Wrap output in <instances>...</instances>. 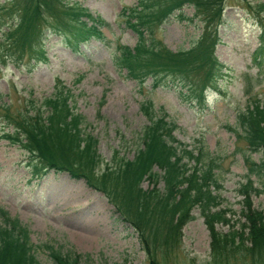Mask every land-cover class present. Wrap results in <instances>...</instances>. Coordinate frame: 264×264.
<instances>
[{
  "label": "trees",
  "instance_id": "16d2710c",
  "mask_svg": "<svg viewBox=\"0 0 264 264\" xmlns=\"http://www.w3.org/2000/svg\"><path fill=\"white\" fill-rule=\"evenodd\" d=\"M225 0H137L122 6L124 24L136 34L131 47L116 44L114 60L126 76L151 87H173L188 102H205L207 88L218 85L225 65L215 55L219 26L223 23ZM259 28L258 45L252 53L253 65L261 70L264 62V2H245ZM193 8L192 16L183 13ZM175 12L179 19L201 22L202 31L186 49L171 50L155 36V30ZM8 18V19H7ZM7 19V21H5ZM99 14L70 0H8L0 5V62L36 63L47 61L46 36L57 34L73 52L91 38L107 42ZM247 105L237 114V127L251 152L264 156V100L246 88ZM104 96V94H103ZM73 93L60 80L51 95L41 100L26 99L22 109L12 112L0 103V116L12 132L0 139L17 144L27 153L26 166L31 178L48 171L65 172L104 194L123 221L137 232L150 264H166V258L181 243L182 229L199 214L208 229L211 264H264V209L253 206L252 196L264 193L251 178L264 174V157L256 162L244 155L247 173L237 188L241 218L231 222L229 210L217 192L222 184L215 174L218 164L202 141L190 148L174 135L175 121L162 107L149 99L140 103L147 118L140 131L141 146L132 158L115 150L105 161L97 150L98 139L86 130V118L75 111ZM103 103V100L100 102ZM148 181L149 186L143 187ZM161 184V185H160ZM0 264H38L29 243V230L18 218L0 208ZM218 224L229 226L227 231ZM237 225V226H236ZM55 264H90L82 255L62 253L45 244ZM160 254V258H157ZM88 260V256L85 257Z\"/></svg>",
  "mask_w": 264,
  "mask_h": 264
},
{
  "label": "rangeland",
  "instance_id": "374dc122",
  "mask_svg": "<svg viewBox=\"0 0 264 264\" xmlns=\"http://www.w3.org/2000/svg\"><path fill=\"white\" fill-rule=\"evenodd\" d=\"M7 1L0 0V5ZM70 1L107 21L101 27L107 42L91 38L78 52H73L57 34L47 33V61L0 62V103H8L14 113L23 108L28 98L41 100L51 95L55 81L60 80L71 89L70 102L75 111L85 116L86 130L98 139V153L109 162L115 150L132 158L141 146L139 134L148 120L140 103L151 100L156 108L164 109L168 119L175 121L174 135L178 140L190 148L202 141L215 158V174L222 184L217 191L223 198L219 207L228 209V216L235 223L241 218L242 205L237 188L247 173L243 157L249 155L256 162L264 157L261 151L251 152L245 140L229 129L235 127L241 134L237 114L247 105L246 88H252V95L264 100V62L258 70L252 60L259 28L245 4L264 0L224 1L215 55L225 67L218 77V89L207 88L205 102L199 105L183 100L178 87L152 88L150 79L138 84L114 60L116 44L132 47L136 42V34L124 24L120 11L122 6H132L137 0ZM183 13L192 16L193 8L185 6ZM177 14L155 30V36L174 51L188 48L202 31L199 20L179 19ZM12 130L0 116V133ZM27 157L17 144L0 139V208L28 228L29 243L38 264H55L45 244L64 254L80 253L81 262L90 264H150L137 232L121 219L102 192L65 172L50 170L31 178ZM251 178L256 187L262 188L264 174ZM142 185L147 188L149 182ZM252 202L254 207L264 209V193L253 195ZM193 214L194 219L183 227L181 243L166 258V264H211L208 229L198 209ZM70 219L90 232L91 242L86 246L79 247L70 235ZM217 228L224 232L229 226L218 224ZM160 256L157 254L158 259Z\"/></svg>",
  "mask_w": 264,
  "mask_h": 264
},
{
  "label": "bare ground",
  "instance_id": "6f19581e",
  "mask_svg": "<svg viewBox=\"0 0 264 264\" xmlns=\"http://www.w3.org/2000/svg\"><path fill=\"white\" fill-rule=\"evenodd\" d=\"M67 225L71 228L69 229L70 235L79 247H84L91 242L90 232L81 223L70 219Z\"/></svg>",
  "mask_w": 264,
  "mask_h": 264
}]
</instances>
